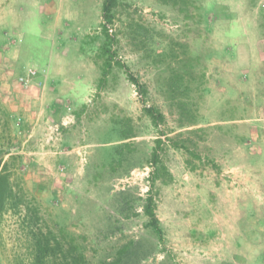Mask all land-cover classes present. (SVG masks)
<instances>
[{
	"label": "rangeland",
	"instance_id": "374dc122",
	"mask_svg": "<svg viewBox=\"0 0 264 264\" xmlns=\"http://www.w3.org/2000/svg\"><path fill=\"white\" fill-rule=\"evenodd\" d=\"M102 2L0 0V264L27 261L31 218L88 264H264V0H121L109 33L142 94L118 66L100 82Z\"/></svg>",
	"mask_w": 264,
	"mask_h": 264
},
{
	"label": "trees",
	"instance_id": "16d2710c",
	"mask_svg": "<svg viewBox=\"0 0 264 264\" xmlns=\"http://www.w3.org/2000/svg\"><path fill=\"white\" fill-rule=\"evenodd\" d=\"M164 3H169L173 6L184 10L190 6L192 0H161ZM121 0H103L102 2V20L101 30L105 38V42L101 47L102 54L105 57L103 64L102 76L100 82H106L108 74L114 66L123 69L128 79L139 88L141 94L146 92V89L139 79L129 72L128 67L116 58V51L114 50V38L109 33V25L112 24L116 18V9L119 7ZM144 111L151 118L155 126L164 120V116L155 107L144 105ZM131 132L124 131L122 137L129 138ZM162 140H158V144L153 151V161L157 163L158 148ZM122 145L120 147H123ZM119 147V148H120ZM118 148V149H119ZM154 172H152V175ZM151 175V188L147 193L145 203L143 205V212L147 217L146 225L151 228L159 237L160 241H164V229L161 221L156 213V202L153 195V187L156 176ZM13 195V189L10 182L9 174L7 173V163L4 162L0 172V206ZM28 222L26 238L29 241L27 261H18L17 264H88L86 255L82 250L81 244L76 240V236L68 233L64 228H60L59 233H55L52 229L44 231L42 226L34 230L35 223L32 220ZM38 219V218H37ZM25 258V257H24ZM23 258V259H24ZM121 261L118 258L111 264H119Z\"/></svg>",
	"mask_w": 264,
	"mask_h": 264
},
{
	"label": "built area",
	"instance_id": "2783aa9c",
	"mask_svg": "<svg viewBox=\"0 0 264 264\" xmlns=\"http://www.w3.org/2000/svg\"><path fill=\"white\" fill-rule=\"evenodd\" d=\"M31 73H34L33 71H31Z\"/></svg>",
	"mask_w": 264,
	"mask_h": 264
}]
</instances>
